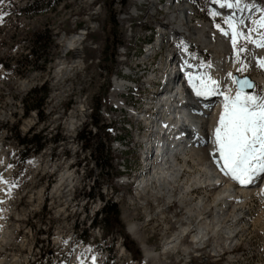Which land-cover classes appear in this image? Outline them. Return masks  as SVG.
<instances>
[{"label":"rangeland","instance_id":"374dc122","mask_svg":"<svg viewBox=\"0 0 264 264\" xmlns=\"http://www.w3.org/2000/svg\"><path fill=\"white\" fill-rule=\"evenodd\" d=\"M117 1L0 0V159L3 161L0 183L10 185V189L0 187V208L8 202L9 214V224L4 227L8 231L2 230L7 234L0 232V264H101V259H108L110 264H264L262 196L253 197L251 218L234 233L237 235L240 231L234 242L229 244L224 233L211 234L207 241L203 240L206 246L201 249L203 245L191 243V239L201 225L199 222L203 223L206 217L213 218L214 208L211 214L208 209L197 216L193 206L204 196L197 186L193 188L192 199L184 206L173 198L180 194L182 184H186L193 173L183 177L171 194L172 199L160 198L152 189L143 193L125 183V173L129 177L137 175L135 172L143 165L142 140L135 130L131 106H140L136 100H144L148 92L141 89V92L120 95L122 90L113 88V76L125 73L126 69L137 71L135 65L143 59L134 58L141 42V31L143 25L147 22L151 25L152 20L149 18L146 22L144 18L131 17L132 31H125L124 24L116 20ZM204 1L186 2L196 10L197 19L209 23L211 30L217 33V37L210 36L211 42L217 44L218 33L221 29L228 30L229 26L212 15ZM250 1L260 4L261 11L264 9V0ZM127 5L125 9L134 13L131 0ZM167 19L163 15L157 21L165 24ZM259 19L260 15L252 16L247 31H239L241 35L235 45L239 67L231 65L234 58L228 53V71L224 76L234 74L236 86V78L246 63L251 62L250 58L258 59L259 65L264 60V55L250 56L249 51L250 46L254 49L260 41L261 35L255 33ZM44 29L54 40L53 47L44 53L50 62L43 68L41 62L34 67L31 62L25 64L32 32ZM82 32L87 35L83 36L80 47L65 55L67 39ZM188 42L192 59H199L206 69L212 68V53L201 50L191 38ZM159 61L160 58L155 59L156 67ZM61 64L67 70L56 75L55 69ZM245 72L248 77L241 78L243 81L245 78L249 82L264 80V68L260 66ZM144 79L147 80L137 75L122 80L138 81L137 88H143ZM254 84L252 91L246 94L262 97L264 86ZM40 87L48 91L43 106L39 111L30 110L25 114L23 100H38L42 95L33 94V90ZM98 105L102 123L95 127L90 118L92 109ZM72 119L78 123L75 129H69ZM88 131L93 148L100 142L109 148L112 167L108 170L101 172L94 164L92 150H82L77 142L79 136L87 137ZM17 136L40 140L42 149L36 152L23 149ZM114 141H121L122 147L117 148ZM26 151L27 156L22 160V153ZM33 161H37L38 168L33 167ZM194 168L196 172L197 167ZM66 173H71V184L66 181L61 192L55 193V185ZM187 184L190 187L191 182ZM40 192L41 202L37 200ZM88 194L95 196L88 198ZM209 200L212 202L213 198ZM105 201L116 204L119 210V218L108 235L103 224L94 228L90 225ZM232 215H228V220ZM234 219L241 220L242 216L236 213ZM188 223H192L189 231L195 232L184 236L182 245L176 250L165 251V243ZM129 225L135 227L136 236L129 234ZM119 243L125 248L124 254ZM215 246H218L216 252ZM145 249L155 256L147 262Z\"/></svg>","mask_w":264,"mask_h":264},{"label":"bare ground","instance_id":"6f19581e","mask_svg":"<svg viewBox=\"0 0 264 264\" xmlns=\"http://www.w3.org/2000/svg\"><path fill=\"white\" fill-rule=\"evenodd\" d=\"M131 1L133 4V11L137 15L127 9V15L119 18L118 23H120V25L124 24L125 31H129V33H131L132 21H129L131 17H136L137 19L144 18L146 22L149 18L152 20L151 25L148 22L143 25V29L139 38L141 39L139 48L143 45L145 47L144 50L146 53L153 52L156 46L160 45V40L163 39L164 41L162 40V47L164 46V52H166V50H169V55H172L171 49L168 48V42L178 39L180 36L182 37V34L187 31L190 34L189 38L193 39L194 43L197 44V46H199L201 50L206 49L213 55V65L211 63L212 68L209 69L201 66L199 59L195 58L192 61H189L187 65V73L183 77V86L186 89L183 97L178 98L177 94L175 93L169 98L165 97L166 102L163 101L160 103L162 106L166 105L170 109L175 107L178 108L177 113L179 117L176 124L177 126L170 127V132L168 133L169 138L172 140H170L169 143L166 142L165 144H161L157 148L158 158L159 160L161 159V164L159 163L157 167L153 168L151 175L140 182V186L142 187L141 192L145 193L149 189H152L154 191H157V195H159L158 197L162 198L166 196L172 199L173 196L171 194L175 192V189L177 187H179V183H181L183 177H186V175L193 173V177L189 181L187 180V183L191 182L190 187L187 183L184 185L182 184L180 194L173 198L176 200L175 202H177L180 206H184L187 201H190L192 199V195L195 191V189L193 188L197 186V189L201 190L202 193H204V196L200 199V201L193 206L195 207V209H197V216L200 217L202 213L208 209H210L209 213L211 214L213 208L214 211L212 214L214 216L211 219H207L208 217L203 219L202 217L203 223L199 222V224L201 225L196 229L197 233L193 235L191 243L197 245L202 244L204 246L205 244L203 240L207 241L208 237L211 234L213 236H217L219 233H224L226 234L227 242L230 240V242H228L230 244L234 242V240L237 238L236 236L239 235L240 231L237 233V235H234V233L238 231L239 228L244 226L243 223L247 218H251V203L253 201V197L255 198L262 196L261 198H264V173H260L254 176L251 183L242 185L237 181L231 179L229 176H225L217 166V162L219 161V153L215 150L213 130L217 125L220 115L223 112V105L225 102L224 95L235 97L237 91L240 90V84L237 83L236 86V81L235 79H233L234 74L231 73V75H228L227 77H225L226 75L224 76V73H227L228 71V57L230 53L233 54L234 58L231 65L238 67L240 66L237 59L235 46L232 45V29L229 28L226 31L218 33V35H220L219 38H216L218 42L217 44H213L210 40V36L216 35L217 37V33L211 30V26L209 23L197 19L196 15L194 18H191L190 10H193V8L192 4L184 3L187 0ZM128 3L129 0H126V6H128ZM204 3L206 5V9H208V11H210L213 16L220 19L221 22L223 24L225 23L226 25L228 24L227 21L231 20L233 26L240 32L245 33V31H247L246 28H249L251 26L252 16L260 15V19L258 22L264 19V9H262L261 11V8L263 7L255 1L240 0L238 6H236V0H205ZM228 3H232L233 7H227ZM222 4L225 6L222 7ZM213 13H215V15ZM163 15L168 18L165 24L157 21L159 17ZM166 29L169 30L168 39L166 38L164 32V30ZM224 32H227L228 34L225 35ZM255 33L261 35L260 41H258V43L262 42V40H264V28H261L259 23L256 26ZM84 35H86V33L82 32L67 39L66 42L68 48L65 51V55L66 52H73L80 47L83 42ZM153 35L155 36L156 45L148 44L145 46L144 44L148 42ZM257 44L255 45L254 49H252L250 46V56H254V54H256L257 57H262L264 55V47H258ZM226 46L229 48H226ZM248 46L249 45H247V47ZM159 49L160 54H155L157 55L156 59L160 58L158 64L161 65L162 62H164L165 57L161 54V46ZM121 52L124 51L122 50ZM124 54L125 52L123 53V55ZM250 59L251 62L246 63V66H244L243 68L241 67L242 72L241 75L238 76V81H241V78L248 77V74L245 72V70L255 69L259 66L258 59H256L255 57H253V59ZM63 70H67V68L61 64L55 69V74L59 75L63 72ZM170 70L172 71L173 69ZM207 76H211V78L215 80L219 85V87L217 88V93L211 96L198 97L194 91V85L199 86L200 84V80L197 79V77H204L206 79ZM252 81L254 83H257V87L264 86V80ZM143 83V88H137V90L143 89V92L145 93L147 92L146 86H150L151 83L147 80H145ZM124 85L125 84L122 80H113L115 91H120L124 87ZM246 91L247 88L245 87L243 89V92L246 93ZM261 98H264V94ZM179 99H182V101H180L182 103L187 102V105L183 108H179ZM157 112L159 113L160 110H158ZM188 113H190V115ZM192 113H195V117L194 115L193 117L191 116ZM77 124L78 123L74 122L72 119L69 123V129L71 127L75 129V126H77ZM155 125L156 130H158V123H155ZM190 134L197 136V138H201L203 136V138L198 139L197 141L193 142L191 146L186 147V143L190 140L188 137ZM181 148L183 149L181 154V159L183 162H178L173 165L171 163V154L174 150H180ZM1 164H3L2 159H0V166ZM189 164H192V166H190ZM32 165L34 168H38L37 161H33ZM194 167H197L196 172L194 171ZM70 174L71 173L64 174L59 182L55 185V193H58L59 191L61 192L62 185L67 184L68 181V185L71 184ZM261 180L263 181L261 182ZM8 185V182L0 183V187L3 189H10V185ZM166 189L167 193L165 192ZM41 193L42 192L38 194L37 199L40 202L42 200ZM209 197L213 198L212 202L209 200ZM7 206L8 202H5V207L0 208V232L2 233V230H5V224H9V214ZM186 206L188 207L189 204H187ZM236 213L242 216L241 220L234 219ZM229 214H233L232 216H230L232 217L230 220H228ZM244 214L249 215L248 217H244ZM191 226L192 223H188L187 226H181L179 233L173 235L171 240L165 243L164 250L166 251L168 249H171L174 251L177 249V247H179V245L181 246L183 237L188 233L193 234L195 232L189 231V228ZM5 231L8 230L6 229ZM128 232L132 236H136V230L133 225L128 226ZM56 239L59 238L57 237ZM56 242L58 243V240H56ZM59 243H62V241H60ZM217 247L218 246H215L214 248L215 252L217 250ZM154 257L155 256L151 251L145 249L144 259L146 262L150 261ZM45 264L48 263L45 262Z\"/></svg>","mask_w":264,"mask_h":264},{"label":"snow or ice","instance_id":"6c2138e0","mask_svg":"<svg viewBox=\"0 0 264 264\" xmlns=\"http://www.w3.org/2000/svg\"><path fill=\"white\" fill-rule=\"evenodd\" d=\"M239 3L240 0H236V6ZM227 7H233V4L228 3ZM227 23L232 29V42L235 46L241 33L233 26L231 20ZM259 25L264 28V19ZM217 27L219 28V25ZM257 46L264 47V40ZM259 66L264 68V60L260 61ZM197 79L200 84L194 85V91L198 97L217 93L219 85L211 76ZM237 83L240 84V90L235 97L224 95L223 112L213 130V138L215 150L219 153L217 166L220 171L244 185L251 183L257 174L264 173V98L243 92L245 87H252L248 80Z\"/></svg>","mask_w":264,"mask_h":264},{"label":"trees","instance_id":"16d2710c","mask_svg":"<svg viewBox=\"0 0 264 264\" xmlns=\"http://www.w3.org/2000/svg\"><path fill=\"white\" fill-rule=\"evenodd\" d=\"M29 7H31V5ZM29 42L31 44L28 53L24 57L25 64L28 65L31 62L34 67L37 62H41L42 68L45 67L49 60L47 59L48 56H45L44 53L50 50V48H52L54 45V40L52 39L50 32L46 29L34 31L30 36ZM33 94H41L42 96L38 100H23L25 114H28L30 110L39 111V109H41V107L43 106V101L45 100L48 91L45 87H40L38 89L35 88L33 90ZM30 103H32L31 106ZM100 116V106L98 105L94 109H92L90 118L92 120V124L95 127H99L102 123ZM86 134L87 137L79 136L77 142H80L82 150H92L91 155L93 156L94 164L101 170V172L104 170H108V168L112 167V159H110L109 157V148L107 146H104V144H102L101 142L93 148V146L90 144L92 140V138H90L91 133L88 131ZM17 141L23 149L26 148L28 149V151L34 149V151L36 152L42 149L40 140L34 141L32 139L20 138L19 136H17ZM28 151L22 153V160L26 158ZM94 196V194H88V198H94ZM98 197H101L102 199V196L98 195ZM98 218H100L99 221ZM118 218L119 210L117 205L112 202L106 201L103 207L96 214L95 218L92 220V223L93 226L103 224L104 229H107L106 234L108 235L109 233H112L111 231L113 224L116 223Z\"/></svg>","mask_w":264,"mask_h":264},{"label":"built area","instance_id":"2783aa9c","mask_svg":"<svg viewBox=\"0 0 264 264\" xmlns=\"http://www.w3.org/2000/svg\"><path fill=\"white\" fill-rule=\"evenodd\" d=\"M116 4H117L116 6L118 7L117 13H116V20L118 21L119 18H122L124 15H127V9H125L126 0L125 2L124 1L122 2V0H118Z\"/></svg>","mask_w":264,"mask_h":264},{"label":"water","instance_id":"95a60500","mask_svg":"<svg viewBox=\"0 0 264 264\" xmlns=\"http://www.w3.org/2000/svg\"><path fill=\"white\" fill-rule=\"evenodd\" d=\"M238 80H239V78L237 77V81ZM244 80H248V79L245 78ZM241 81H243V80H241ZM250 83L252 84V87H250V88L246 87L247 88L246 93H250V91H252V89L254 88V82L250 81Z\"/></svg>","mask_w":264,"mask_h":264}]
</instances>
